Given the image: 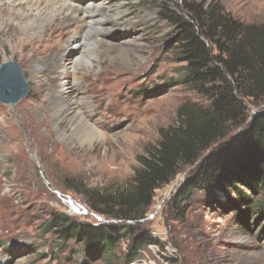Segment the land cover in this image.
<instances>
[{
  "label": "rangeland",
  "instance_id": "1",
  "mask_svg": "<svg viewBox=\"0 0 264 264\" xmlns=\"http://www.w3.org/2000/svg\"><path fill=\"white\" fill-rule=\"evenodd\" d=\"M112 2L120 3L119 26L128 25L118 32L130 40L126 57L107 54L99 47L101 59L92 72L81 77L82 87L71 85L94 105L90 119L102 134L91 144L82 136L58 137L49 114L56 84L49 83V76L41 78V64L32 71L36 56L29 49L18 47L11 39L0 44V65L17 62L30 86L16 104L0 102V264H123L128 240L120 243L115 259H90L80 245L64 244L45 233L44 223L52 212L92 224L117 222L115 210L100 203V198L132 189L134 171L140 168L138 157L157 146L160 128L177 125L181 105L199 108L208 103L177 78L180 66L170 51L173 27L160 17L161 0ZM168 3L182 16L191 4L204 9L214 6L243 23L264 25V0ZM68 30L75 27L56 32L60 44L67 40ZM85 41L83 47L92 46ZM51 51L50 42H43L38 58H47ZM86 101L79 102L81 108ZM249 108L250 114L264 110V99ZM60 127L69 132L66 121ZM198 163L179 164L174 178L154 191L152 205L139 224L159 237L163 247L147 246L136 263L130 264H264L261 193L251 194L254 206L242 204L238 211L225 197L202 190H195L184 203L183 214L172 208V197L193 176ZM179 177L177 188L158 205L162 191Z\"/></svg>",
  "mask_w": 264,
  "mask_h": 264
},
{
  "label": "trees",
  "instance_id": "2",
  "mask_svg": "<svg viewBox=\"0 0 264 264\" xmlns=\"http://www.w3.org/2000/svg\"><path fill=\"white\" fill-rule=\"evenodd\" d=\"M169 7L161 0L160 17L173 27L170 51L180 66L177 78L208 103L181 105L177 125L160 128L157 146L138 157L132 189L100 196V203L115 210L117 222L92 224L62 212L50 214L45 233L80 245L90 259H115L124 240L129 252L123 264L136 263L149 245L163 247L139 220L152 205L154 191L174 178L179 164L199 162L172 197L179 214L195 190L225 197L236 211L242 204L254 206L257 192L264 200V110L249 111L264 99V25L243 23L214 6L191 4L186 16Z\"/></svg>",
  "mask_w": 264,
  "mask_h": 264
},
{
  "label": "bare ground",
  "instance_id": "3",
  "mask_svg": "<svg viewBox=\"0 0 264 264\" xmlns=\"http://www.w3.org/2000/svg\"><path fill=\"white\" fill-rule=\"evenodd\" d=\"M112 1L98 4L94 0H0V44L11 39L18 47L29 49L36 56L32 71L41 64L38 74L41 78L49 76V83L52 80L56 84L51 90L49 114L59 138L82 136L91 144L102 134L96 122L90 119L94 105L86 95L75 93L71 85H80L81 77L94 70L98 59H101L99 47L105 48L107 54L110 51L123 59L126 57L130 40L118 32L128 25L119 26L120 3ZM70 26L75 30L65 31L68 38L60 44L56 40V32L62 33V29ZM85 40L92 42V46L83 47ZM43 42H50L52 51L42 59L38 58V50ZM61 78L65 81H60ZM85 99L84 108H81L79 102ZM63 120L68 123L69 132L60 127ZM181 180L179 177L162 191L158 205Z\"/></svg>",
  "mask_w": 264,
  "mask_h": 264
},
{
  "label": "water",
  "instance_id": "4",
  "mask_svg": "<svg viewBox=\"0 0 264 264\" xmlns=\"http://www.w3.org/2000/svg\"><path fill=\"white\" fill-rule=\"evenodd\" d=\"M30 86L26 82L19 64L7 61L0 65V102L16 104L29 93Z\"/></svg>",
  "mask_w": 264,
  "mask_h": 264
}]
</instances>
